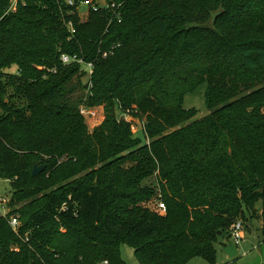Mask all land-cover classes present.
Wrapping results in <instances>:
<instances>
[{"label":"trees","instance_id":"1","mask_svg":"<svg viewBox=\"0 0 264 264\" xmlns=\"http://www.w3.org/2000/svg\"><path fill=\"white\" fill-rule=\"evenodd\" d=\"M12 1L0 0V179L12 190L0 264H126L123 245L138 264H215L247 216L264 245V0H108L86 22L67 0L9 12ZM61 54L94 62L86 95L73 99L85 74ZM200 86L209 114L184 126ZM81 105L103 108L91 132ZM117 113L139 119L143 141ZM155 193L163 216L145 206Z\"/></svg>","mask_w":264,"mask_h":264},{"label":"rangeland","instance_id":"2","mask_svg":"<svg viewBox=\"0 0 264 264\" xmlns=\"http://www.w3.org/2000/svg\"><path fill=\"white\" fill-rule=\"evenodd\" d=\"M108 0H96V3L99 6H104ZM86 8H82L80 11L79 18L81 22H86L89 18V15L86 12ZM7 73L14 74L16 72L15 67H12L11 69L6 71ZM87 78L81 77L78 79H73L72 85L76 87L75 92L73 93L72 97L79 98L81 96H84L88 93L87 88H84L87 84ZM79 83V84H78ZM204 93H205V86H200L197 88L193 93L187 94L183 101V107L185 109H195L196 110V116L189 120L187 123L183 124L184 126L191 123L194 120H200L204 117H206L209 112L207 110L205 99H204ZM16 105H20V100L14 101ZM80 107H86L85 105H81ZM79 107V108H80ZM96 108L98 111L100 118L99 119H93L89 118L87 116L80 115L86 127L88 128L89 132H91L94 128L98 127L103 119H104V112L102 107H93ZM1 114V112H0ZM117 116L119 118H123L124 121L130 122L131 125V132L136 137H139L142 141L144 140V137L141 132V122L139 119L131 118L130 116H125L124 114L117 113ZM132 119V120H131ZM66 157H62L60 161H65ZM146 185L157 187L156 186V179L155 176H152L151 178L147 179L144 182ZM11 183L9 180L0 179V196L10 200L11 198ZM157 193V190H156ZM155 193V196L147 203H145V206L153 213L159 214L161 216L165 215V210H159L158 206L161 203L160 197ZM258 211H260V203L256 205ZM10 210V208L8 207ZM247 216L246 220L238 219L235 222H241L243 223V226L246 228H243V239L238 244V255L234 258L228 259L224 253L221 251V246L216 245V256H215V264H264V245H263V238L261 234V225L258 221L251 220V218ZM231 228V227H230ZM62 231L63 229L60 228ZM120 255L123 261L126 264H138L136 259L134 258V253L131 248L128 246H121L120 247ZM187 264H208L206 261H204L202 258H194L190 260Z\"/></svg>","mask_w":264,"mask_h":264},{"label":"built area","instance_id":"3","mask_svg":"<svg viewBox=\"0 0 264 264\" xmlns=\"http://www.w3.org/2000/svg\"><path fill=\"white\" fill-rule=\"evenodd\" d=\"M19 0H13L12 4L9 8V12H15L17 4H18ZM67 6L69 7H73L76 9V11L78 12V14L80 15V11L82 10V8H86V12L89 15L90 11L93 12H97L99 8H114L115 5L114 3L108 4V2L104 5V6H99L96 3V0H83L80 1L78 4L74 1V0H67ZM78 15V16H79ZM118 21L120 20V16H117ZM71 34H74V29L72 27L71 22H68L65 25ZM119 45H112L109 48L102 50V51H98V55L100 56L101 59H107L109 56H112L115 49L118 47ZM60 62L62 65L64 66H68V65H78L80 67L81 72H83L85 74V77L87 79H90V77L93 74V70H94V62H86L84 61L83 58L79 57L78 55H68V54H61L60 56ZM40 70L44 69L43 67H39ZM51 73H56L55 69L52 70H48ZM80 115L82 116H87L89 118H93V119H99L100 115L98 113V111L96 110V108H87V107H81L80 108ZM125 116H129L128 114H124ZM8 203L9 200L3 198L0 196V217L6 218L9 212L8 209ZM159 210L164 211L165 210V206L163 203H160L158 206ZM8 223L10 225V227L14 230V232L17 231L20 223L17 219V217L15 216H11L8 218ZM243 224L241 222H235L232 226H231V232H230V240H232L234 242V244L237 246L240 241L243 239ZM104 264H106V262H104Z\"/></svg>","mask_w":264,"mask_h":264},{"label":"water","instance_id":"4","mask_svg":"<svg viewBox=\"0 0 264 264\" xmlns=\"http://www.w3.org/2000/svg\"><path fill=\"white\" fill-rule=\"evenodd\" d=\"M45 169V166H37L34 165L32 168L31 175L33 177L40 174ZM221 251L226 255L228 259L234 258L238 255L239 251L237 249V246L234 244L232 240H228L224 246H222Z\"/></svg>","mask_w":264,"mask_h":264},{"label":"crops","instance_id":"5","mask_svg":"<svg viewBox=\"0 0 264 264\" xmlns=\"http://www.w3.org/2000/svg\"><path fill=\"white\" fill-rule=\"evenodd\" d=\"M221 248H222V246H221ZM237 249H238V245H237ZM223 253V252H222ZM225 255V254H224ZM226 256V255H225Z\"/></svg>","mask_w":264,"mask_h":264}]
</instances>
